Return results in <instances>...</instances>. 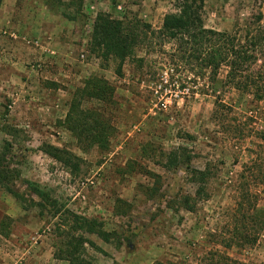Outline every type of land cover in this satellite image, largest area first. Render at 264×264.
Returning <instances> with one entry per match:
<instances>
[{"label": "rangeland", "instance_id": "rangeland-1", "mask_svg": "<svg viewBox=\"0 0 264 264\" xmlns=\"http://www.w3.org/2000/svg\"><path fill=\"white\" fill-rule=\"evenodd\" d=\"M174 5L2 0L0 159L19 198L0 190V264H68L55 256L68 212L111 235L108 244L84 236L94 245H85L92 264H264V102L223 87L224 69L216 83L167 70L169 47L138 49L121 76L88 48L97 14L157 29ZM256 18L264 29V0L205 2L209 30L244 35ZM89 79L113 89L109 103L81 105L109 128L107 148H89L65 124L73 94ZM44 145L76 157L77 170L45 155ZM178 150L192 169L208 168L205 194L188 183L185 165L164 168ZM183 196L195 200L194 212L180 207Z\"/></svg>", "mask_w": 264, "mask_h": 264}, {"label": "trees", "instance_id": "trees-1", "mask_svg": "<svg viewBox=\"0 0 264 264\" xmlns=\"http://www.w3.org/2000/svg\"><path fill=\"white\" fill-rule=\"evenodd\" d=\"M205 2L206 0H175V13L165 15L157 29L136 18L126 22L114 19L109 14L99 13L94 18L88 43L90 53L104 62L116 63L115 73L121 76L124 63L134 58L138 49L144 48L146 54H150L169 47L167 70L184 68L197 78L208 74L209 82L216 83L219 72L224 69L223 87L249 96L254 102H264V29L258 26L260 19L256 18L247 24L244 35H240L238 28L231 32L209 30L204 25ZM1 3L2 0L0 6ZM137 62L142 65L144 60ZM112 96L113 89L107 82L98 79H89L82 89L73 94L65 124L67 129L89 148H107L109 128L97 118L96 113L81 110V105L92 100L109 103ZM223 106L220 105L219 108ZM15 132L9 127L3 130V133L10 137H14ZM42 152L64 167L77 170L75 162L78 159L69 152L49 145H44ZM186 156L183 150L169 153L164 168L173 170L185 165L188 183L198 187L197 195L205 194L211 174L208 168L192 169L190 158ZM1 162L2 159L0 190H5L18 199V194L9 186L13 174L8 168L2 167ZM27 185L33 186L29 183ZM33 193L38 197L42 196L37 189H33ZM179 205L189 213L195 210V200L190 196H183ZM67 215V231L60 234L65 240L59 253L55 255L56 258L68 264H92L86 258L85 245L91 248H94V245L84 236L93 235L108 244L111 235L105 232L102 224L96 220H88L69 212ZM220 261L238 264L227 258Z\"/></svg>", "mask_w": 264, "mask_h": 264}]
</instances>
